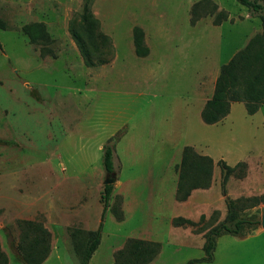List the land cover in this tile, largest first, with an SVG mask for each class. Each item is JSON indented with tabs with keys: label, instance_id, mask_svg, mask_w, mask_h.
Masks as SVG:
<instances>
[{
	"label": "rangeland",
	"instance_id": "obj_1",
	"mask_svg": "<svg viewBox=\"0 0 264 264\" xmlns=\"http://www.w3.org/2000/svg\"><path fill=\"white\" fill-rule=\"evenodd\" d=\"M83 2L0 0L7 25L0 28V249L7 260L24 264L16 222L37 219L50 232L41 264L79 263L76 243L100 222L110 143L116 180L88 264H111L130 237L159 243L148 264H264V103L250 113L244 101L230 102L211 124L200 117L221 65L261 32L259 17L237 0H91L113 57L88 67L68 32ZM134 26L148 48L143 57L134 51ZM184 146L212 165L209 185L179 200ZM219 160L233 168L226 177ZM197 179L190 171L188 182ZM227 201L257 223L217 237L213 259L201 261L204 235L225 218ZM175 217L194 224L174 225Z\"/></svg>",
	"mask_w": 264,
	"mask_h": 264
},
{
	"label": "trees",
	"instance_id": "obj_2",
	"mask_svg": "<svg viewBox=\"0 0 264 264\" xmlns=\"http://www.w3.org/2000/svg\"><path fill=\"white\" fill-rule=\"evenodd\" d=\"M249 8L251 14L259 17L262 30L251 38L248 43L238 50L226 63L222 64L215 79L213 94L200 112V117L207 124L215 123L229 111L230 102L244 101L250 113L254 112L258 104L264 103V0H237ZM91 0H84L82 9L69 20L68 32L74 41L85 66L94 67L107 64L113 55L111 38L100 29V23L90 9ZM215 24L221 22L215 19ZM5 21L0 17V28H6ZM134 51L143 57L148 48L143 43V31L140 27L132 29ZM193 158L201 161L199 168ZM102 164L106 173L114 174L113 146L106 143L103 146ZM226 177L233 168L223 160H219ZM212 160L209 156L197 154L192 147L184 146L180 162L176 165L177 184L180 192L179 200H185L191 189L205 188L209 185ZM196 170L201 179L188 182L190 171ZM112 183L105 184L101 194L102 212L99 225L94 230L86 231L85 242L76 243V251L80 255L78 264H88L89 259L97 248L102 228V220L109 206ZM225 218L217 225L208 229L204 235L202 250L204 256L201 261H211L216 247V239L222 234L240 235L247 224H256L250 218L242 216L236 210L233 201H227ZM117 220L122 219L121 212L114 213ZM203 218V215H200ZM174 225H193L189 218L175 217ZM19 229L15 249L24 264H41L50 252V232L37 219H19ZM75 247V245H74ZM159 251V243L152 240L130 237L123 247L114 254L111 264H148ZM7 256L0 249V264H7ZM198 260H190L193 264Z\"/></svg>",
	"mask_w": 264,
	"mask_h": 264
},
{
	"label": "water",
	"instance_id": "obj_3",
	"mask_svg": "<svg viewBox=\"0 0 264 264\" xmlns=\"http://www.w3.org/2000/svg\"><path fill=\"white\" fill-rule=\"evenodd\" d=\"M116 179L114 178H108V175H106L103 183L104 184H109L114 182ZM260 226L264 229V208L262 209V213H261V218H260Z\"/></svg>",
	"mask_w": 264,
	"mask_h": 264
},
{
	"label": "crops",
	"instance_id": "obj_4",
	"mask_svg": "<svg viewBox=\"0 0 264 264\" xmlns=\"http://www.w3.org/2000/svg\"><path fill=\"white\" fill-rule=\"evenodd\" d=\"M7 264H10V258L8 259V263Z\"/></svg>",
	"mask_w": 264,
	"mask_h": 264
},
{
	"label": "flooded vegetation",
	"instance_id": "obj_5",
	"mask_svg": "<svg viewBox=\"0 0 264 264\" xmlns=\"http://www.w3.org/2000/svg\"><path fill=\"white\" fill-rule=\"evenodd\" d=\"M106 174H108V173H106Z\"/></svg>",
	"mask_w": 264,
	"mask_h": 264
}]
</instances>
